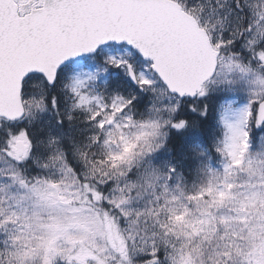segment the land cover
Segmentation results:
<instances>
[{"label": "snow or ice", "instance_id": "obj_1", "mask_svg": "<svg viewBox=\"0 0 264 264\" xmlns=\"http://www.w3.org/2000/svg\"><path fill=\"white\" fill-rule=\"evenodd\" d=\"M0 264H264V0H0Z\"/></svg>", "mask_w": 264, "mask_h": 264}]
</instances>
